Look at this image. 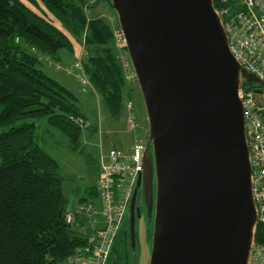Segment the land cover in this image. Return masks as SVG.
I'll return each mask as SVG.
<instances>
[{
  "label": "water",
  "instance_id": "water-1",
  "mask_svg": "<svg viewBox=\"0 0 264 264\" xmlns=\"http://www.w3.org/2000/svg\"><path fill=\"white\" fill-rule=\"evenodd\" d=\"M144 101L147 149L129 206L154 205L149 264H249L258 214L240 90L214 0H108ZM261 107V105H259Z\"/></svg>",
  "mask_w": 264,
  "mask_h": 264
},
{
  "label": "trees",
  "instance_id": "trees-1",
  "mask_svg": "<svg viewBox=\"0 0 264 264\" xmlns=\"http://www.w3.org/2000/svg\"><path fill=\"white\" fill-rule=\"evenodd\" d=\"M42 2L63 29L31 7H39L36 0H0V264H63L86 244L85 232L66 223L67 178L40 145L35 122L47 118L72 150L83 152V131L90 123L78 97L44 69L45 63L61 62V51L73 50L66 32L84 45L85 74L110 117L118 120L125 102L134 98L115 46V28L90 13L85 0ZM236 4L214 0L216 9L226 7L233 13ZM250 83L255 84L244 81L248 91L255 87ZM80 197L82 202L96 201V187ZM255 239L264 241L263 223L256 226ZM119 248V264H129L126 246Z\"/></svg>",
  "mask_w": 264,
  "mask_h": 264
},
{
  "label": "built area",
  "instance_id": "built-area-1",
  "mask_svg": "<svg viewBox=\"0 0 264 264\" xmlns=\"http://www.w3.org/2000/svg\"><path fill=\"white\" fill-rule=\"evenodd\" d=\"M228 0H221L222 5ZM237 11L230 8L217 9L222 17L232 55L249 73L264 82V0H237ZM115 45L120 54L125 79L137 84V77L127 56L123 33L114 29ZM87 51L84 48L81 59L69 67L71 72L78 71L82 84H89L84 76V60ZM58 67V66H57ZM59 68V67H58ZM244 83V82H243ZM242 83L240 97L245 119V135L250 151L252 168V192L255 201L258 222L264 224V117L263 106H259L252 94L256 85L249 91ZM264 95V93H263ZM125 109L132 117L133 102L127 100ZM134 123V122H133ZM147 149V139L137 141L129 153L111 149L99 167L96 183L99 205L96 201L82 202L76 199L73 207L66 212V223L85 232L86 244L75 254L68 257L65 264H108L116 241L127 221L130 201L138 178L143 172V159ZM87 217L88 221H83ZM249 264H264V241L254 238Z\"/></svg>",
  "mask_w": 264,
  "mask_h": 264
},
{
  "label": "rangeland",
  "instance_id": "rangeland-1",
  "mask_svg": "<svg viewBox=\"0 0 264 264\" xmlns=\"http://www.w3.org/2000/svg\"><path fill=\"white\" fill-rule=\"evenodd\" d=\"M85 1L87 5L91 6V8H87L92 10L90 13L94 16L102 17L110 26L117 29L118 17L111 8L108 0ZM36 3L39 7L31 6L34 10L47 18H51L56 26L63 29L60 21L49 12L42 0H36ZM66 34L72 41L73 50H63L60 52L62 59L60 65L56 63V67L58 66L59 68H57L61 69L62 72L55 74L45 67L44 69L48 74L73 91L78 97L80 111L90 123L87 124L89 129L83 131V135L85 134L83 136V152L72 150L67 139L58 130L51 127L47 118H38L35 119V122L37 124L36 131L40 145L59 162L62 174L67 178L64 184V193L68 202H70L74 196L76 197L73 201L81 199L80 195L96 185L101 162L111 149H119L125 153H129L135 142L146 139L149 127L146 109L138 83L131 84L134 89V98L132 100V117L134 118V123L129 124V116L131 113H128L126 109L118 120L109 116L102 99L93 87L90 84H82L78 78L77 70H74L75 72L69 70L71 65H74L76 61L81 59L84 48L80 40L69 35L67 32ZM117 50L123 55L121 49L117 48ZM84 76L88 80L85 73ZM252 96L258 105L264 107L263 94H252ZM31 120L27 119L26 122ZM21 122L23 121H19L18 123ZM1 132L2 130L0 129ZM88 157L93 161L90 166L87 164L88 159H90ZM97 159L100 160V163L97 162L96 164ZM128 217L129 211L126 218ZM148 227L150 232H148ZM148 227L145 228L143 223L140 225L139 234L137 235L135 258H131L129 264H149L152 247L150 233H152L153 228L151 224Z\"/></svg>",
  "mask_w": 264,
  "mask_h": 264
},
{
  "label": "flooded vegetation",
  "instance_id": "flooded-vegetation-1",
  "mask_svg": "<svg viewBox=\"0 0 264 264\" xmlns=\"http://www.w3.org/2000/svg\"><path fill=\"white\" fill-rule=\"evenodd\" d=\"M250 84H252V83H250ZM243 85L245 86L244 83H243ZM252 85L256 86L257 84L253 83ZM130 204H131V201H130ZM135 207H136V223H135V238H134L135 239V248L133 247V243H132L129 217H128L127 221L124 225V228L122 230V233L120 234V239L118 241V248L116 249V252H114V254L112 256L111 264H119L118 253L120 251V248H119L120 246H122V247L126 246L127 253L129 254L130 259L131 258L134 259L135 258V250H136V246H137V235L139 234L138 232L140 229V225L143 223V226L146 228L151 224L152 228H153L154 205H153L152 211L150 212L149 208L147 207V203L145 201V198H144V190H143L142 186H140L137 189V197H136ZM147 229H148V232H150L149 227ZM152 232H153V229H152ZM150 237L152 239V233H150ZM124 238L126 240H125V243L123 245V241H124L123 239Z\"/></svg>",
  "mask_w": 264,
  "mask_h": 264
},
{
  "label": "crops",
  "instance_id": "crops-1",
  "mask_svg": "<svg viewBox=\"0 0 264 264\" xmlns=\"http://www.w3.org/2000/svg\"><path fill=\"white\" fill-rule=\"evenodd\" d=\"M83 45V44H82ZM84 46V45H83ZM84 48V47H83ZM58 65H60V62L58 63ZM45 68H47V69H49V70H51L53 73H55V74H57L58 72H62V70L61 69H58L57 67H56V64L55 63H52L51 65L50 64H46L45 63ZM59 74V73H58ZM87 135V134H86ZM84 136H85V134H84ZM106 156V155H105ZM104 156V157H105ZM100 159V158H99ZM100 160H98L97 159V161L96 162H99ZM100 163V162H99ZM98 163V164H99ZM99 166V165H98ZM99 171L100 170H98V173H99ZM97 183V182H96ZM95 187H96V185H94ZM96 192H97V190H96ZM83 195V194H82ZM76 196H74V198H75ZM74 198L72 199V200H70V202H69V205L68 206H70L71 205V207H69V208H72L73 207V200H74ZM99 200H98V198H97V200H96V204L97 205H99ZM88 221V218L87 217H83V221ZM63 264H65V263H63Z\"/></svg>",
  "mask_w": 264,
  "mask_h": 264
},
{
  "label": "bare ground",
  "instance_id": "bare-ground-1",
  "mask_svg": "<svg viewBox=\"0 0 264 264\" xmlns=\"http://www.w3.org/2000/svg\"><path fill=\"white\" fill-rule=\"evenodd\" d=\"M259 240V239H258Z\"/></svg>",
  "mask_w": 264,
  "mask_h": 264
}]
</instances>
